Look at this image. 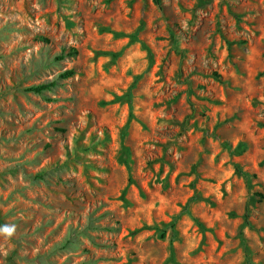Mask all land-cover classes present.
Returning a JSON list of instances; mask_svg holds the SVG:
<instances>
[{
  "label": "rangeland",
  "instance_id": "1",
  "mask_svg": "<svg viewBox=\"0 0 264 264\" xmlns=\"http://www.w3.org/2000/svg\"><path fill=\"white\" fill-rule=\"evenodd\" d=\"M6 225L0 264H264V0H0Z\"/></svg>",
  "mask_w": 264,
  "mask_h": 264
},
{
  "label": "trees",
  "instance_id": "2",
  "mask_svg": "<svg viewBox=\"0 0 264 264\" xmlns=\"http://www.w3.org/2000/svg\"><path fill=\"white\" fill-rule=\"evenodd\" d=\"M154 3L159 4V0H154ZM75 53H76L75 50H72L70 52V55H74ZM72 75H73V72L68 71L63 76L64 77H71ZM45 89H47V86H37V87L30 88L29 91L35 92V93H41ZM235 174L240 176L244 180V183L248 189L251 187V182H250L251 177L247 173L242 172L238 167H236L235 168ZM258 196L262 197L261 194H259ZM245 223H247V215L245 216ZM244 254H245V259H246L247 264H253L251 262L249 249L246 245H244Z\"/></svg>",
  "mask_w": 264,
  "mask_h": 264
},
{
  "label": "clouds",
  "instance_id": "3",
  "mask_svg": "<svg viewBox=\"0 0 264 264\" xmlns=\"http://www.w3.org/2000/svg\"><path fill=\"white\" fill-rule=\"evenodd\" d=\"M15 230V227L14 226H3V227H0V234H3L4 236L6 237H11L13 232Z\"/></svg>",
  "mask_w": 264,
  "mask_h": 264
}]
</instances>
